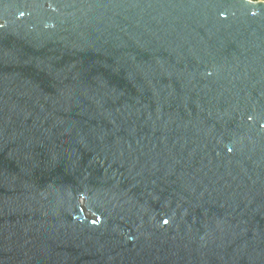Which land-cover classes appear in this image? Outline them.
I'll return each instance as SVG.
<instances>
[{"label": "water", "instance_id": "1", "mask_svg": "<svg viewBox=\"0 0 264 264\" xmlns=\"http://www.w3.org/2000/svg\"><path fill=\"white\" fill-rule=\"evenodd\" d=\"M0 264H264V0H0Z\"/></svg>", "mask_w": 264, "mask_h": 264}]
</instances>
